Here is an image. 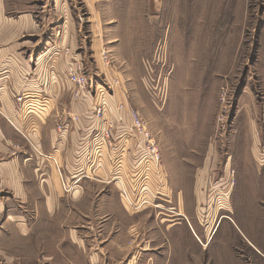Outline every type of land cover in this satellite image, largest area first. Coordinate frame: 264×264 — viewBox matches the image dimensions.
I'll return each instance as SVG.
<instances>
[{
	"label": "rangeland",
	"instance_id": "obj_1",
	"mask_svg": "<svg viewBox=\"0 0 264 264\" xmlns=\"http://www.w3.org/2000/svg\"><path fill=\"white\" fill-rule=\"evenodd\" d=\"M5 6L21 19L14 42L66 74L74 101L97 98V179L133 215L129 245L142 224L164 247L159 264H264V0ZM59 188L70 190L61 177Z\"/></svg>",
	"mask_w": 264,
	"mask_h": 264
},
{
	"label": "crops",
	"instance_id": "obj_2",
	"mask_svg": "<svg viewBox=\"0 0 264 264\" xmlns=\"http://www.w3.org/2000/svg\"><path fill=\"white\" fill-rule=\"evenodd\" d=\"M5 10L0 0V264H159L158 239L141 224L145 238L129 245L133 215L114 190L102 193L105 182L97 178L106 170H97L101 160L95 167L93 144L97 98L74 101L66 74L55 73L44 53L34 57L14 42L21 19H7ZM71 114L77 121L57 129ZM175 216L190 225L182 212ZM178 224L166 230L176 233Z\"/></svg>",
	"mask_w": 264,
	"mask_h": 264
},
{
	"label": "built area",
	"instance_id": "obj_3",
	"mask_svg": "<svg viewBox=\"0 0 264 264\" xmlns=\"http://www.w3.org/2000/svg\"><path fill=\"white\" fill-rule=\"evenodd\" d=\"M75 86L79 87V88H83L85 86V80L83 77L81 76H77V75H74L71 77V80H70ZM136 125L138 127H140V121L139 119H137L136 121Z\"/></svg>",
	"mask_w": 264,
	"mask_h": 264
}]
</instances>
